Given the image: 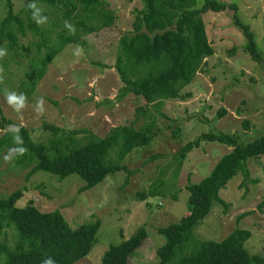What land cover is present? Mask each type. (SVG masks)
I'll return each instance as SVG.
<instances>
[{
	"label": "rangeland",
	"instance_id": "rangeland-1",
	"mask_svg": "<svg viewBox=\"0 0 264 264\" xmlns=\"http://www.w3.org/2000/svg\"><path fill=\"white\" fill-rule=\"evenodd\" d=\"M220 1L237 4L241 21L255 34L262 60L256 61L246 52V39L235 25L233 11L207 12L203 19L216 54L205 59L203 70L181 98L148 105L143 97L121 98L125 83L117 65L123 54L121 38L134 35L136 16L144 9L141 0H105L107 10L116 16V22L107 28L87 18L79 0H63L75 8L70 19L65 17V8L39 1L11 0L20 23L12 22L5 29L2 22L7 17V1L0 0V49L6 50V55L0 57V121H10L5 130L0 129V138L12 125L26 127L35 142L52 151L55 142L76 147L91 136L106 137L114 127L136 123L142 129L154 124V142L121 161L127 170L110 174L90 190H83L86 182L76 174L63 180L44 171L31 174L34 163L24 165L18 160L17 150L0 152L1 198L22 190L23 198L16 205L19 208L34 202L42 212H59L73 228L102 222L98 242L75 264H103L110 245L122 243L143 227L149 238L133 253L130 264H158V251L167 242L159 229L190 213L187 186L211 175L218 161L233 148L202 143L185 157L182 166L176 154L207 133L236 135L245 145L264 135V0ZM30 3L36 4L46 22L38 24L33 19ZM82 20L99 30L86 34L81 28L76 29V23ZM66 22L74 27V32L65 26ZM32 25H37L40 32ZM9 30L16 35L15 50L10 48ZM60 35L72 37L73 43L47 65L35 90L26 93L30 86L27 83L42 66L40 60L59 43ZM6 90L25 94L26 107L19 112L14 110L6 100ZM41 98L42 112L37 111ZM140 107L148 108V112L137 121ZM222 111L226 114L221 115ZM47 125L60 131L55 135L45 129ZM120 149L112 148L108 160L118 163ZM10 151L11 159L5 161ZM150 192L157 195L140 200V193ZM221 197L229 206L215 203L211 214L195 228L197 236L222 241L238 228L248 229L252 235L246 248L251 254L264 256V156L249 159L247 176L237 175ZM6 232L7 236L0 235V240L7 237L13 245L14 232Z\"/></svg>",
	"mask_w": 264,
	"mask_h": 264
},
{
	"label": "trees",
	"instance_id": "trees-1",
	"mask_svg": "<svg viewBox=\"0 0 264 264\" xmlns=\"http://www.w3.org/2000/svg\"><path fill=\"white\" fill-rule=\"evenodd\" d=\"M7 1V17L2 27H10L12 22H19L13 12L11 0ZM39 1L54 8H65V17L70 19L75 8L68 7L63 0ZM105 0H79L86 17L102 23L101 28L111 27L116 16L107 10ZM144 9L134 22V35L121 38L123 54L118 57V68L125 83L121 98L129 95L143 97L148 105L156 102L181 98L182 92L203 70L205 59L216 54L209 41L203 14L215 12L221 14L234 12L235 25L242 31L246 45L245 50L254 60H262L255 34L244 24L239 15L237 4H229L220 0H141ZM42 16L41 14H39ZM44 16V15H43ZM39 33V27L32 25ZM86 34L99 28L87 26L85 21L76 23ZM10 48L16 49L17 39L14 32H8ZM73 43L70 36L60 35L59 43L52 46L46 57L40 60L41 67L32 76L26 87V93L35 90L46 67L67 46ZM36 74H38L36 76ZM32 82V83H31ZM148 112V108L138 109V119ZM226 114L222 111L221 115ZM136 122V121H135ZM10 121L3 118L0 129ZM245 128L249 125L246 123ZM55 135L60 131L53 126H45ZM154 124L142 129L136 123L114 127L104 138L91 136L83 145L64 147L62 142H55L53 150L32 138L31 131L22 127L19 136L22 142H14V133L7 131L0 138V152L24 148L18 160L24 165L34 163L31 174L47 172L63 180L70 175H78L86 185L83 190H90L103 183L107 176L116 174L127 167L121 162L127 155L139 148L149 146L155 140ZM178 137V134L175 135ZM221 143L233 148L224 155L213 169L211 175L197 184L187 186L190 192V213L170 226L159 229L166 236L167 242L158 251V264H264V256L251 254L245 246L252 233L248 229L238 228L222 241L199 238L195 228L212 212L215 203L228 207L221 197L222 191L239 174L247 176V161L264 156V135L248 144H241L236 135L225 133H207L193 142L187 143L176 154L179 166L185 157L202 143ZM121 149L120 160L113 163L108 160L112 148ZM23 191L17 190L7 198L0 197V235L6 230L14 232V244L0 240V264H42L51 257L56 264H75L83 260L98 242V231L102 228L100 220L93 224H82L71 227L57 211L42 212L34 202L26 207H17L23 198ZM140 200L146 201L154 195L140 193ZM148 230L143 227L129 239L118 245H110L103 257V264H130L131 257L146 239ZM178 256V257H177ZM177 260L174 261V258Z\"/></svg>",
	"mask_w": 264,
	"mask_h": 264
},
{
	"label": "clouds",
	"instance_id": "clouds-1",
	"mask_svg": "<svg viewBox=\"0 0 264 264\" xmlns=\"http://www.w3.org/2000/svg\"><path fill=\"white\" fill-rule=\"evenodd\" d=\"M28 7L34 10L33 11V19H35L38 24L46 22V17L39 15L40 10L36 7L35 3H30L28 5ZM65 26L67 28H69L71 31H73V32L75 31L74 27L70 23L66 22ZM5 55H6V50L0 49V57H3ZM2 72H3V67L0 66V73H2ZM0 80H2V76H0ZM5 96H6V100H7L8 104L10 106H12L14 108V110H16L17 112L21 111L22 109H24L26 107L27 97L25 94L17 93L16 91L6 90ZM43 104H44V101L42 98L40 100H38L37 111H40V112L43 111ZM10 131H12L14 133V137H13L14 142H18V143L22 142V138L19 136V128L17 126H15V125L10 126ZM17 152L19 155H23L25 152V149L20 148L17 150ZM4 159H5V161H9L11 159V151H10L9 155H6L4 157ZM42 264H56V262L53 258L49 257V258L43 260Z\"/></svg>",
	"mask_w": 264,
	"mask_h": 264
}]
</instances>
